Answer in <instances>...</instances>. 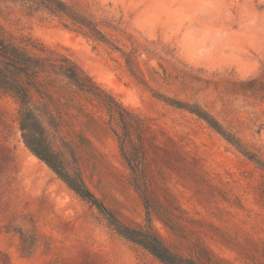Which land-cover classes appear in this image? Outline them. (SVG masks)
<instances>
[{
	"label": "rangeland",
	"instance_id": "374dc122",
	"mask_svg": "<svg viewBox=\"0 0 264 264\" xmlns=\"http://www.w3.org/2000/svg\"><path fill=\"white\" fill-rule=\"evenodd\" d=\"M64 1L110 43L30 0H0V37L38 56L72 57L144 119L152 225L170 247L194 255L205 246L223 264H264L263 165L163 100L201 105L264 162V0ZM60 83L47 100L30 90L51 147L123 222L145 227L108 113ZM20 108L0 76V264H162L26 146ZM169 200L175 231L156 213Z\"/></svg>",
	"mask_w": 264,
	"mask_h": 264
},
{
	"label": "trees",
	"instance_id": "16d2710c",
	"mask_svg": "<svg viewBox=\"0 0 264 264\" xmlns=\"http://www.w3.org/2000/svg\"><path fill=\"white\" fill-rule=\"evenodd\" d=\"M35 9H42L51 15L65 20L66 27H73L98 41L110 43L106 34L98 25L81 14L64 0H30ZM117 47V46H116ZM130 66L132 60L127 57ZM0 76L8 80L19 94L21 108L19 122L26 146L44 161L72 190L84 199L96 205L107 217L110 224L121 236L149 251L162 264H223L209 248L197 246L194 255H185L170 247L152 225L150 180L147 173V154L150 147L148 126L144 119L121 103L112 93L102 87L72 57L57 52L43 56L31 53L26 46L16 44L0 37ZM60 83V87H70L95 100L109 115L108 124L121 151V155L132 173V184L143 200L147 225L136 227L123 222L89 188L80 171H72L63 159L51 147L46 127L41 115L40 105L35 102L30 92L33 89L42 99H49L51 87ZM160 98V94L155 93ZM163 100L177 108L187 110L204 120L212 129L235 146L250 160L263 165L258 155L250 150L241 138L216 118L210 111L199 104L163 97ZM163 223L175 231V213L171 200L161 209L156 210Z\"/></svg>",
	"mask_w": 264,
	"mask_h": 264
}]
</instances>
